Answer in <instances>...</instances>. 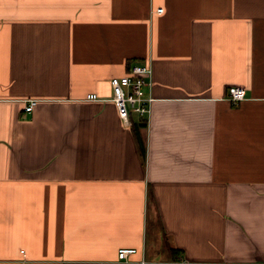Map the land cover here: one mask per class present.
<instances>
[{
	"label": "crops",
	"instance_id": "obj_1",
	"mask_svg": "<svg viewBox=\"0 0 264 264\" xmlns=\"http://www.w3.org/2000/svg\"><path fill=\"white\" fill-rule=\"evenodd\" d=\"M0 264H264V0H0Z\"/></svg>",
	"mask_w": 264,
	"mask_h": 264
},
{
	"label": "built area",
	"instance_id": "obj_2",
	"mask_svg": "<svg viewBox=\"0 0 264 264\" xmlns=\"http://www.w3.org/2000/svg\"><path fill=\"white\" fill-rule=\"evenodd\" d=\"M163 10H159L162 12ZM153 70L151 65H135L130 72L122 77L111 80L113 102L117 105L120 117L128 124L133 125V117L142 119L148 123L152 113L154 98L147 90L152 88ZM246 92L242 88L232 87L229 90V99L233 103H239L245 99ZM89 100L97 101L96 95H90ZM37 101H32L26 107L31 113L37 106ZM136 250H120L119 259L128 260L129 255L135 254Z\"/></svg>",
	"mask_w": 264,
	"mask_h": 264
},
{
	"label": "trees",
	"instance_id": "obj_3",
	"mask_svg": "<svg viewBox=\"0 0 264 264\" xmlns=\"http://www.w3.org/2000/svg\"><path fill=\"white\" fill-rule=\"evenodd\" d=\"M145 125H146V123L142 119H140L139 121H137V122L134 123V127L136 129H137V127L138 128H141L142 126H145Z\"/></svg>",
	"mask_w": 264,
	"mask_h": 264
}]
</instances>
